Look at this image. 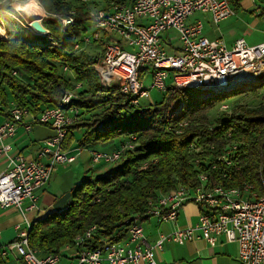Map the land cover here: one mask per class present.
Segmentation results:
<instances>
[{
  "label": "trees",
  "instance_id": "trees-1",
  "mask_svg": "<svg viewBox=\"0 0 264 264\" xmlns=\"http://www.w3.org/2000/svg\"><path fill=\"white\" fill-rule=\"evenodd\" d=\"M39 1L50 16L43 19V25L59 42L36 34L29 39L21 35L0 39L1 113L5 114L14 101L38 115L57 106L65 92L73 90L76 97L70 105L78 112L76 121L68 126L65 150L75 144L74 131L82 127L83 138L75 147L93 149L115 143L112 146L116 150L130 141L135 143L134 149L123 154L119 166L96 178L80 180L57 199L54 212L31 223L29 244L39 255L63 256L66 246H74L75 238L93 225L96 229L88 246L123 241L131 226L129 219L135 215L140 221L149 218L150 201H157L179 185L195 186L201 173L208 175L212 185L238 187L248 182L262 193L264 101L254 108L219 107L250 87L203 97L198 89L171 86L162 99L134 105L130 95L100 83L96 64L104 55V35L79 52L74 49L75 43L92 31L90 10L107 8L110 0ZM238 3L234 1L235 8ZM18 6L22 8L21 3ZM7 7L0 5V13L5 15ZM71 14L74 23L62 31L61 19L53 17ZM263 87L264 77L261 85L250 90ZM216 108L219 112L211 120L209 113ZM192 142L197 150L191 149ZM225 154L227 159H221ZM0 264H6L2 256Z\"/></svg>",
  "mask_w": 264,
  "mask_h": 264
},
{
  "label": "built area",
  "instance_id": "built-area-1",
  "mask_svg": "<svg viewBox=\"0 0 264 264\" xmlns=\"http://www.w3.org/2000/svg\"><path fill=\"white\" fill-rule=\"evenodd\" d=\"M234 1L240 0H110L109 7L90 10L92 31L85 34L81 42H76L74 49L79 52L104 35L107 40L104 55L96 64L100 83L130 95L134 105L150 100L153 90L165 94L171 86L179 90L198 89L204 97L261 85L264 41L250 44L239 37L228 45L223 38L211 39L205 35L203 19L191 20L200 12L209 15L217 25L236 15ZM15 4L18 7L20 3ZM258 9L264 14L263 9ZM72 14L55 16L61 19L62 31L74 23ZM44 16L48 17L45 8ZM2 21L0 18V23ZM43 29L40 35L55 44L59 42L50 29ZM170 31L176 34L171 35ZM148 78L150 83H147ZM74 97L75 91L68 90L57 106L38 115L12 101L6 112L7 119H0L1 142L14 136L20 126L31 131L35 123H43L55 131L53 137L42 141L38 157L32 160L23 154L10 155V145L2 143L0 146V157L7 156L9 160L7 168L0 173V206L16 209L26 220V226L17 225L14 240L0 246L3 258L14 255L24 264H58L63 257L61 253L41 256L30 246L31 222L26 214L39 211L37 192L50 181L56 165L71 164L81 154L82 148H63L68 126L77 119L78 110L70 105ZM229 108L227 104L221 106L222 110ZM1 112L0 104V115ZM134 147L135 143L130 141L112 151L88 150L94 163H113ZM190 147L197 150L194 142ZM223 158L227 159V154ZM189 202L200 207L197 223L161 233L154 244L149 243L141 217L137 215L129 219L131 226L126 240L106 241L97 247L87 245L96 229L93 225L75 238L74 246H66L65 251H74L69 264H158L154 251L164 250L167 241L184 244L201 238L215 246L221 235L237 244L240 264H264V186L261 193L248 182L238 187L212 185L208 175L201 173L195 186L179 185L157 201H150L147 214L160 222H175Z\"/></svg>",
  "mask_w": 264,
  "mask_h": 264
},
{
  "label": "crops",
  "instance_id": "crops-1",
  "mask_svg": "<svg viewBox=\"0 0 264 264\" xmlns=\"http://www.w3.org/2000/svg\"><path fill=\"white\" fill-rule=\"evenodd\" d=\"M242 5L243 0H240L238 3V7L236 8V15L237 9L239 7H242ZM209 20V22L215 26L213 32L219 30L218 25H220L221 22L217 25L214 24L210 16ZM204 33L211 39L222 38L210 36L205 32V28ZM239 37L241 36H233L228 38V40H225L224 38L223 39L227 42L228 45H232L235 40ZM263 41L264 40L258 43H261ZM0 119H7V114L5 113L0 115ZM54 133V129L48 124H35L33 125L31 131H27L23 126H20L14 136L6 137L3 139L2 142L0 141V146L2 143L10 145V155L13 156L16 154H23L27 159L32 160L38 157V151L41 148L42 141L53 136ZM113 144H99L93 149H98L102 151H112L114 150L112 146ZM75 146L76 143L69 150H72L73 148H75ZM87 151L89 152L88 149ZM8 162L9 160L7 156L0 157V173H2L7 168ZM44 162L47 163L48 160L44 159ZM78 182L76 181V183L73 184L70 190H72ZM53 189L55 188L52 186L51 181H49L45 186L38 190V205L40 209L39 211L35 210L27 212L26 216L29 222L32 223L38 218L45 217L42 216V214L45 212L51 213L56 210L55 204L57 202V199L62 196L65 192L63 194L62 192H59L60 194H57L56 192H54L55 190ZM199 213V205L193 202H189L184 205V207L181 209L178 219L175 222H160L155 217L145 218L142 223L149 243L154 244L161 233H170L178 227L195 225L198 221ZM19 224L22 226H26V220L19 211L14 208H3L0 206V246H4L15 239L17 234V225ZM127 238L128 234L125 236L124 240H126ZM164 247L165 248L162 251L158 249H155L154 251L155 259L158 264H240L238 259L237 244L228 242L225 235H221L219 237V241L215 246L209 245L206 241L201 238H195L192 241H188L184 244H178L172 241H167ZM73 252V250L64 251V253H66L65 259H67L66 264H69V262L72 260ZM4 259L6 264H8L9 261H11L9 262L10 264H24L22 260H10L6 258Z\"/></svg>",
  "mask_w": 264,
  "mask_h": 264
},
{
  "label": "rangeland",
  "instance_id": "rangeland-1",
  "mask_svg": "<svg viewBox=\"0 0 264 264\" xmlns=\"http://www.w3.org/2000/svg\"><path fill=\"white\" fill-rule=\"evenodd\" d=\"M15 2L21 3L22 8L27 9L29 12V5H31V8L37 5V2H35L34 0L0 1V5L9 6L7 7V14L3 15L2 13H0V18L3 20L2 23H0V39H6L10 35H21L26 39L32 38L33 34L44 37L43 35L39 34L41 32L40 29V31L37 30L39 27L35 24H32L27 16L17 9L19 6L17 7ZM258 8L264 10V0H243L242 7H239L237 9V15L222 21L220 25H218L219 30H217L216 32H213L215 26L209 22V16L206 14L198 12L191 17V20L193 21L198 18L203 19L206 24L205 32L210 36L222 37L225 40H228V38L233 36H241L244 37L248 43L255 44L264 40V14H262L261 10ZM32 12L30 13L32 14ZM34 14L38 17V19H40V24L43 25V19L45 18L44 14ZM48 17L50 16L48 15ZM169 33L171 35L176 34L175 31H170ZM90 53L91 55H93L94 49H92ZM150 80L151 79L148 78L147 83H150ZM250 89L252 88L250 87L248 91L242 94L229 97V99L224 101L221 106L223 104L229 105L230 108L228 110L231 109V106L234 107L236 105H245L252 108L257 107L264 101V87L259 88L257 91H253ZM160 99H162V93L158 92L157 90H153L150 101H158ZM142 102L144 103L145 101ZM174 103L175 101L173 102V105ZM221 106L219 107L221 108ZM218 112L219 110L218 108H216L209 113L211 120H213ZM100 125L105 126L106 124ZM84 132L85 127L79 128L74 131L75 143H78L80 140H82ZM120 164L121 161L113 163H94L91 160L90 153L86 149H81V154L77 156V160L74 163L68 165H56L52 172L50 181L52 183V186L55 188L53 189L55 190L54 192H56L57 194H60L59 192H62L63 194L64 192H68V190H70V188L73 186V184L76 183V181L78 182L79 180L80 182V180L87 177L96 178L97 176L107 173L110 169L115 168ZM47 213L48 212L43 213L42 216H46ZM65 258L66 253H63L62 260L59 263L66 264L67 259ZM8 259L20 260L15 258L14 255L10 256ZM9 262L8 264H10Z\"/></svg>",
  "mask_w": 264,
  "mask_h": 264
},
{
  "label": "bare ground",
  "instance_id": "bare-ground-1",
  "mask_svg": "<svg viewBox=\"0 0 264 264\" xmlns=\"http://www.w3.org/2000/svg\"><path fill=\"white\" fill-rule=\"evenodd\" d=\"M35 2H37V5H35L33 8H32V10L31 11H33L34 13H41V15H42V13L44 14V9H43V7L41 6V4L40 3H38V1L37 0H34ZM19 11H21L23 14H25L26 16H27V18L29 19V21H31V23L32 24H35V25H37L38 27V29L37 30H41V31H43L44 29H42L44 26L42 25V24H40V21H39V19H38V17L37 16H35V15H33L34 13L32 12V14L27 10V9H25V8H20V7H18L17 8ZM34 25V26H35ZM39 30V31H40ZM44 32V31H43ZM42 32V33H43Z\"/></svg>",
  "mask_w": 264,
  "mask_h": 264
},
{
  "label": "water",
  "instance_id": "water-1",
  "mask_svg": "<svg viewBox=\"0 0 264 264\" xmlns=\"http://www.w3.org/2000/svg\"><path fill=\"white\" fill-rule=\"evenodd\" d=\"M43 29V28H42Z\"/></svg>",
  "mask_w": 264,
  "mask_h": 264
}]
</instances>
